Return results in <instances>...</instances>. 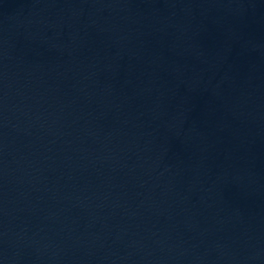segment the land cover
I'll return each mask as SVG.
<instances>
[{
    "label": "water",
    "instance_id": "1",
    "mask_svg": "<svg viewBox=\"0 0 264 264\" xmlns=\"http://www.w3.org/2000/svg\"><path fill=\"white\" fill-rule=\"evenodd\" d=\"M0 264H264V0H0Z\"/></svg>",
    "mask_w": 264,
    "mask_h": 264
}]
</instances>
